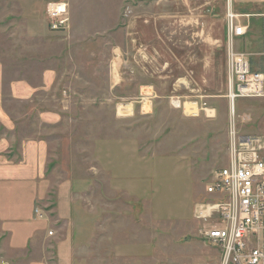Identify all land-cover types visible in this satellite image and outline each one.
Listing matches in <instances>:
<instances>
[{"label":"rangeland","instance_id":"rangeland-1","mask_svg":"<svg viewBox=\"0 0 264 264\" xmlns=\"http://www.w3.org/2000/svg\"><path fill=\"white\" fill-rule=\"evenodd\" d=\"M44 1L32 12L44 30L31 34L19 4L0 0V63L4 87L15 78L37 86L44 69L55 73L53 87L33 99L58 112L59 123L29 128L19 120L15 136L47 137L51 188L41 208L52 207L59 181L92 182L81 190L89 216L80 240L75 221L71 264H218V250L203 236L214 219H198L196 210L214 200L206 186L228 162L231 120L238 134L264 139V97L236 98L233 108L227 97L228 0H46L41 13ZM48 1L67 3L65 29L48 28ZM231 1L234 13L248 15L240 17L249 29L238 47L258 62L264 0ZM144 92L154 94L146 112L136 108L130 121L119 119L118 108ZM173 99L196 102L198 113L172 108ZM26 105L5 101L16 117ZM125 129L148 152L147 198L140 202L111 191L107 176L91 168L92 138ZM21 255L8 251L0 233V264H26Z\"/></svg>","mask_w":264,"mask_h":264},{"label":"crops","instance_id":"crops-1","mask_svg":"<svg viewBox=\"0 0 264 264\" xmlns=\"http://www.w3.org/2000/svg\"><path fill=\"white\" fill-rule=\"evenodd\" d=\"M10 1L19 4L29 33L44 30L43 24L38 25L32 19V12L39 0ZM45 1L42 3L41 13ZM242 39L237 40L238 50H242L238 47ZM54 79V71L46 68L41 72L40 85L35 86L28 80L15 78L4 87L3 67L0 63V233L6 234L8 251L21 253L22 257L18 260L25 261L26 264H71L72 241L77 227L75 221L79 218L80 240L82 220L89 216L88 212L83 211L84 198L81 195V190L92 184L88 179L78 181L67 178L59 181L55 185V197L49 203L52 207L48 210L46 207L45 210L39 206L50 198L51 182L46 177L49 164L47 137L35 131L28 134L26 132L23 137L15 136L19 120L25 119L23 122L29 128L35 122L49 126L59 123L61 116L58 112L49 108L46 103L45 106L44 100V105H41L42 103L35 104L33 99L37 92L49 91L54 85ZM139 95V98L123 106L120 112L123 115L119 119L130 121L136 108L144 113L145 102L152 105L154 94L144 92ZM7 97L16 104L26 103L29 110L22 116H13L14 112L5 107ZM60 104L62 109L66 108L64 103ZM171 106L175 109L172 104ZM88 152L93 159L92 170L96 169L107 176L111 191L123 192L139 202L147 198L142 178L147 174L148 152L141 153L138 138L129 129H125L119 136L92 138ZM263 154L264 150L261 151V156ZM78 188L79 192L76 191ZM78 197L79 210L75 208ZM95 212L96 210L91 214ZM53 258L54 262L51 261Z\"/></svg>","mask_w":264,"mask_h":264},{"label":"built area","instance_id":"built-area-1","mask_svg":"<svg viewBox=\"0 0 264 264\" xmlns=\"http://www.w3.org/2000/svg\"><path fill=\"white\" fill-rule=\"evenodd\" d=\"M46 13L51 31L65 29L68 23L67 3L48 2ZM241 16L248 17L234 13L232 1L228 0L226 86L231 108L236 98L264 97V3L259 13L262 46L256 63L250 59L249 52L236 47L237 40L245 37L249 29V24L240 20ZM185 103L179 99L171 101L175 108L183 110ZM191 103L196 105V111L189 114L196 115L198 105ZM228 137V162L214 172L213 179L206 186V192L213 195L214 200L199 206L195 215L204 221L214 219V223L203 231V236L218 250V264H264V158L261 156L264 139L238 134L234 120L230 122Z\"/></svg>","mask_w":264,"mask_h":264},{"label":"bare ground","instance_id":"bare-ground-1","mask_svg":"<svg viewBox=\"0 0 264 264\" xmlns=\"http://www.w3.org/2000/svg\"><path fill=\"white\" fill-rule=\"evenodd\" d=\"M188 103H189V102H186V103H185V108H184L185 112H186V109L189 110L190 113L195 112L196 109H195L194 107L191 106V105H194V106H195V104H193V103H191V102H190L189 104H188ZM121 109H123V106L119 108V113L122 111ZM191 109H192V110H191Z\"/></svg>","mask_w":264,"mask_h":264}]
</instances>
